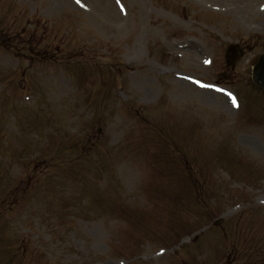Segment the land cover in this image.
Returning a JSON list of instances; mask_svg holds the SVG:
<instances>
[{
	"label": "rangeland",
	"instance_id": "rangeland-1",
	"mask_svg": "<svg viewBox=\"0 0 264 264\" xmlns=\"http://www.w3.org/2000/svg\"><path fill=\"white\" fill-rule=\"evenodd\" d=\"M0 30L30 37L0 46V264H264V0H0Z\"/></svg>",
	"mask_w": 264,
	"mask_h": 264
},
{
	"label": "water",
	"instance_id": "water-1",
	"mask_svg": "<svg viewBox=\"0 0 264 264\" xmlns=\"http://www.w3.org/2000/svg\"><path fill=\"white\" fill-rule=\"evenodd\" d=\"M238 58V55H237ZM237 58H234L233 61H235ZM263 61V66H264V57L261 58L260 63ZM254 82L264 88V68H257L256 69V74L254 76Z\"/></svg>",
	"mask_w": 264,
	"mask_h": 264
},
{
	"label": "snow or ice",
	"instance_id": "snow-or-ice-1",
	"mask_svg": "<svg viewBox=\"0 0 264 264\" xmlns=\"http://www.w3.org/2000/svg\"><path fill=\"white\" fill-rule=\"evenodd\" d=\"M77 3H80V0H77ZM229 96H231L230 93H229ZM232 102H233L234 105L236 104V102H235V98H234V97L232 98Z\"/></svg>",
	"mask_w": 264,
	"mask_h": 264
}]
</instances>
